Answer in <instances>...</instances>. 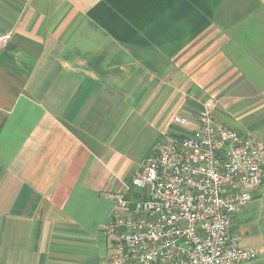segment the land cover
Listing matches in <instances>:
<instances>
[{"label":"crops","instance_id":"1","mask_svg":"<svg viewBox=\"0 0 264 264\" xmlns=\"http://www.w3.org/2000/svg\"><path fill=\"white\" fill-rule=\"evenodd\" d=\"M8 32L0 264H106L114 194L177 115L264 147V0H0ZM232 230L264 264V184Z\"/></svg>","mask_w":264,"mask_h":264},{"label":"built area","instance_id":"2","mask_svg":"<svg viewBox=\"0 0 264 264\" xmlns=\"http://www.w3.org/2000/svg\"><path fill=\"white\" fill-rule=\"evenodd\" d=\"M12 33L0 36L6 45ZM188 133L170 134L114 194L103 228L106 264H245L259 256L232 232L234 217L264 184L263 144L214 122L210 106Z\"/></svg>","mask_w":264,"mask_h":264}]
</instances>
